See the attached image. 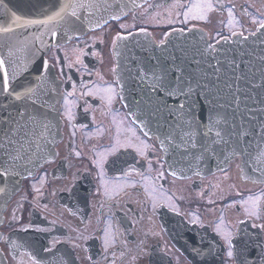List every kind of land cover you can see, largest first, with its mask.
<instances>
[{"label": "flooded vegetation", "instance_id": "1", "mask_svg": "<svg viewBox=\"0 0 264 264\" xmlns=\"http://www.w3.org/2000/svg\"><path fill=\"white\" fill-rule=\"evenodd\" d=\"M260 26L264 0H146L49 48L60 137L5 207L6 264H264V175L241 177L239 157L210 174L175 171L155 124L169 88L157 72L174 60H140L135 70L148 76L133 86L117 80L114 51L129 33L160 45L197 29L216 44Z\"/></svg>", "mask_w": 264, "mask_h": 264}, {"label": "water", "instance_id": "2", "mask_svg": "<svg viewBox=\"0 0 264 264\" xmlns=\"http://www.w3.org/2000/svg\"><path fill=\"white\" fill-rule=\"evenodd\" d=\"M145 1L0 0V224L21 181L50 158L60 137L61 93L45 53ZM117 40L120 82L135 86L148 76L135 70L140 60H174L172 72H157L158 84L169 88L159 90L155 124L175 171L210 174L239 157L241 177L264 175V26L216 44L197 29L172 32L160 45L145 33Z\"/></svg>", "mask_w": 264, "mask_h": 264}, {"label": "rangeland", "instance_id": "3", "mask_svg": "<svg viewBox=\"0 0 264 264\" xmlns=\"http://www.w3.org/2000/svg\"><path fill=\"white\" fill-rule=\"evenodd\" d=\"M204 6H205V2L203 1V2H201V5L198 7V9H196V10L194 11V13H195L196 15H198V16H202V15H201V14H202L201 12H202Z\"/></svg>", "mask_w": 264, "mask_h": 264}, {"label": "snow or ice", "instance_id": "4", "mask_svg": "<svg viewBox=\"0 0 264 264\" xmlns=\"http://www.w3.org/2000/svg\"><path fill=\"white\" fill-rule=\"evenodd\" d=\"M208 7L210 8L211 5H208ZM4 86H5V90H7V80L4 81ZM181 107H183V105H181ZM232 253L229 252V255H231Z\"/></svg>", "mask_w": 264, "mask_h": 264}, {"label": "bare ground", "instance_id": "5", "mask_svg": "<svg viewBox=\"0 0 264 264\" xmlns=\"http://www.w3.org/2000/svg\"><path fill=\"white\" fill-rule=\"evenodd\" d=\"M210 112V111H209ZM211 113V112H210ZM210 117H212V113L210 114ZM210 117H208V118H210ZM185 133V135L187 134V132H184Z\"/></svg>", "mask_w": 264, "mask_h": 264}]
</instances>
